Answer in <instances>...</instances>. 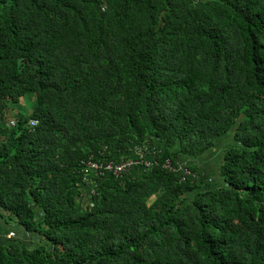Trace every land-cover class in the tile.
Returning <instances> with one entry per match:
<instances>
[{
  "label": "trees",
  "instance_id": "1",
  "mask_svg": "<svg viewBox=\"0 0 264 264\" xmlns=\"http://www.w3.org/2000/svg\"><path fill=\"white\" fill-rule=\"evenodd\" d=\"M0 216V264H264V0H0Z\"/></svg>",
  "mask_w": 264,
  "mask_h": 264
},
{
  "label": "built area",
  "instance_id": "2",
  "mask_svg": "<svg viewBox=\"0 0 264 264\" xmlns=\"http://www.w3.org/2000/svg\"><path fill=\"white\" fill-rule=\"evenodd\" d=\"M37 121H29L30 127H35ZM15 125L14 120L8 121V126L13 127ZM157 150L150 144H142L134 146L131 149L129 158H122L119 161H95L92 157L83 161L81 165L86 171H91L95 175L103 176L105 173L111 174L115 179L121 180L124 176L128 175L131 171L136 168H141L145 172L150 171L156 164ZM162 168L170 173L176 174L180 182L185 179H199L200 176L197 172L192 171L188 168L186 163L176 162L174 167L170 160L166 159L162 164Z\"/></svg>",
  "mask_w": 264,
  "mask_h": 264
},
{
  "label": "rangeland",
  "instance_id": "3",
  "mask_svg": "<svg viewBox=\"0 0 264 264\" xmlns=\"http://www.w3.org/2000/svg\"><path fill=\"white\" fill-rule=\"evenodd\" d=\"M21 104L26 107L29 108L31 106V99H27L26 97H24L21 100ZM7 120H14V117L11 113H7ZM229 137H227L226 139L220 140L216 146V148L214 149V151H212L209 155V157H203V159L201 161H196V164L194 162L193 165L196 167V172L199 173L200 175H202L203 178L207 179V182L212 183L213 181L217 183L218 178H217V168L219 166V163L221 162V156L222 153L224 151L225 148H227L229 146ZM179 163H182L180 160L177 161ZM186 162V161H183ZM188 164V159L187 162ZM202 168V169H201ZM216 176V177H215ZM7 217H3V220L6 219ZM7 220V219H6ZM8 224L11 225V227H9L10 229L14 230V232H16V236L12 237V239L17 238L20 241L27 243L29 245H32L36 243V241L34 240V238L28 236V234L22 232V234L18 233V229L17 226H14L12 224V222Z\"/></svg>",
  "mask_w": 264,
  "mask_h": 264
},
{
  "label": "crops",
  "instance_id": "4",
  "mask_svg": "<svg viewBox=\"0 0 264 264\" xmlns=\"http://www.w3.org/2000/svg\"><path fill=\"white\" fill-rule=\"evenodd\" d=\"M212 151H214V149L210 150L209 152H207L206 154H204L200 158H197V159H194V160H189L188 159V164L186 163L187 162V159H181L180 161L182 163H186L188 166L191 165V164H193L192 162H194L196 164V161H201L203 159V157H209V155H210V153ZM131 156H132V154H131ZM183 161H186V162H183ZM6 219L3 220V218L0 216V242L3 241L4 239L11 240L12 237H15L16 236V232H14V230H12V229L9 228V227H11V225L8 224V221H9V223L12 222V224L14 226H17V225L11 219H9L8 217ZM17 229H18V233L19 234H22L23 231L21 230V228L17 226ZM15 239L16 240H19L17 238H15Z\"/></svg>",
  "mask_w": 264,
  "mask_h": 264
}]
</instances>
